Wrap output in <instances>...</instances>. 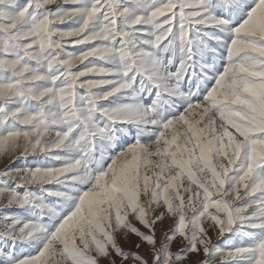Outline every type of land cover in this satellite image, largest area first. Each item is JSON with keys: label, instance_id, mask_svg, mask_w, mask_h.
Listing matches in <instances>:
<instances>
[{"label": "snow or ice", "instance_id": "6c2138e0", "mask_svg": "<svg viewBox=\"0 0 264 264\" xmlns=\"http://www.w3.org/2000/svg\"><path fill=\"white\" fill-rule=\"evenodd\" d=\"M0 264H264V0H0Z\"/></svg>", "mask_w": 264, "mask_h": 264}]
</instances>
